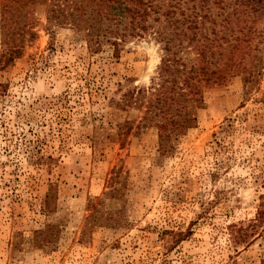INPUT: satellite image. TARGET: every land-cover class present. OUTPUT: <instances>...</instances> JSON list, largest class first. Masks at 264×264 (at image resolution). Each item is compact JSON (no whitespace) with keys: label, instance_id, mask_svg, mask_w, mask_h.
Masks as SVG:
<instances>
[{"label":"rangeland","instance_id":"374dc122","mask_svg":"<svg viewBox=\"0 0 264 264\" xmlns=\"http://www.w3.org/2000/svg\"><path fill=\"white\" fill-rule=\"evenodd\" d=\"M28 10L5 57L0 0V264H264V73L205 85L163 151L136 93L162 43L95 52Z\"/></svg>","mask_w":264,"mask_h":264},{"label":"trees","instance_id":"16d2710c","mask_svg":"<svg viewBox=\"0 0 264 264\" xmlns=\"http://www.w3.org/2000/svg\"><path fill=\"white\" fill-rule=\"evenodd\" d=\"M35 3L45 5L49 25L81 31L95 52L118 56L129 38L146 35L162 43L157 74L136 93L146 96L145 120L157 127L163 151L197 122L205 85L242 75L250 87L264 73V0H1L3 56L18 53ZM261 206L255 227L264 221Z\"/></svg>","mask_w":264,"mask_h":264}]
</instances>
